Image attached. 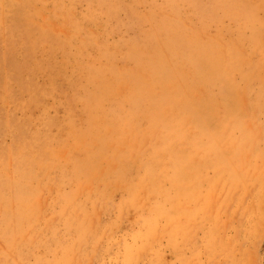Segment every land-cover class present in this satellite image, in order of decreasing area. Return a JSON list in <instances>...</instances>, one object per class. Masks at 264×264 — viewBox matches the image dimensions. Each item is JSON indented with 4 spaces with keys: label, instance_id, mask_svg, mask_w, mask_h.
<instances>
[{
    "label": "rangeland",
    "instance_id": "rangeland-1",
    "mask_svg": "<svg viewBox=\"0 0 264 264\" xmlns=\"http://www.w3.org/2000/svg\"><path fill=\"white\" fill-rule=\"evenodd\" d=\"M0 264H264V0H0Z\"/></svg>",
    "mask_w": 264,
    "mask_h": 264
}]
</instances>
